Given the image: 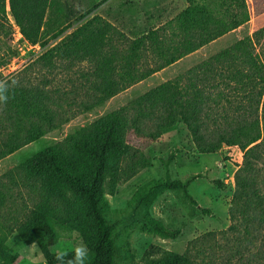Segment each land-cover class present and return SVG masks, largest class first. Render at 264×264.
Here are the masks:
<instances>
[{
  "label": "trees",
  "instance_id": "1",
  "mask_svg": "<svg viewBox=\"0 0 264 264\" xmlns=\"http://www.w3.org/2000/svg\"><path fill=\"white\" fill-rule=\"evenodd\" d=\"M223 2L222 12H215L208 5H191L179 14L173 39L166 40L157 50L164 63L145 74L138 75V51L148 37L132 42L129 53L121 55L110 46L111 25L98 17L65 36L41 59L46 61L56 55L91 63L95 76L94 105L98 106L249 21L245 0ZM52 5L54 0H0V26L7 22L8 9L24 40L35 45L47 21L58 29L57 33L67 25L60 9L49 14ZM184 77V81L182 78L167 81L131 102L130 118L122 110L112 112L76 129L6 174L12 181L19 177L39 197L16 231L24 243H39L45 264H58L49 250L58 242L53 224L79 232L88 248V264H117L116 227L104 216L108 204L102 188L108 178L114 185L120 182L121 164L130 157L126 134L131 129L140 131L146 122L157 125L155 136L162 129L185 125L203 154H214L223 146L238 147L243 157L234 175L232 203L247 234L250 228L264 231V28L195 65ZM220 83L233 94L214 92L220 89ZM4 85L0 90L7 97L2 104L7 108L9 131L0 140V161L60 126L58 115L50 109L41 90ZM230 99L238 102L235 108L231 106L232 114L223 118L225 126L210 129L209 121H218L211 115L214 106L222 101L232 104ZM215 184L224 188L219 181ZM150 185L157 187L156 192L181 191L191 204L197 205L186 191L187 182L166 177ZM147 229L162 238L177 235L152 219H148ZM5 258L14 264L0 226V260ZM152 264L191 263L183 255L171 254Z\"/></svg>",
  "mask_w": 264,
  "mask_h": 264
},
{
  "label": "rangeland",
  "instance_id": "2",
  "mask_svg": "<svg viewBox=\"0 0 264 264\" xmlns=\"http://www.w3.org/2000/svg\"><path fill=\"white\" fill-rule=\"evenodd\" d=\"M245 3L249 14L246 24L155 71L98 106L94 105L92 64L56 55L42 60L47 50L98 17L111 25L113 33L109 43L121 55L129 53L132 42L148 37L138 51V75L145 74L164 63L157 50L166 40L173 39L179 14L191 5H208L215 12H222L223 0H54L49 14L60 9L67 25L57 33L58 29L47 21L36 48L20 40L19 28L7 9V22L0 26V86L41 90L60 123L57 130L0 161V226L8 256L13 258L14 264H45V258L37 241L26 244L16 231L39 197L25 187L19 177L15 176L12 181L6 174L41 150L61 142L76 129L112 112L122 110L130 118L133 111L129 108L135 99L167 81L177 78L184 81L186 73L195 65L264 28V0H245ZM24 45L20 50L19 46ZM14 58L17 65L22 62L23 66L6 75V68ZM214 92L233 94L221 83L220 89ZM230 102L232 104L222 101L214 106L211 115L218 121H209L210 129L225 126L223 118H227V113L232 114L231 106L238 101ZM6 112V106L0 102V140L9 131ZM157 130L156 124L146 122L140 131H128L125 140L130 157L121 164V180L114 185L106 178L102 188L108 204L104 216L116 227L117 264H152L171 254L183 255L191 264H264V231L250 228L247 234L232 203L234 175L242 164V151L238 147L223 146L214 154H203L196 148L185 125L162 129L155 136ZM166 177L187 182L186 191L197 205L191 204L181 191L156 192L157 187L150 185ZM216 181L224 188H219ZM148 219L160 222L172 233L177 232L176 237L162 238L153 233L147 229ZM53 229L58 242L49 249L51 253L71 252L83 243L76 230L57 224H53ZM33 244L35 247L29 248ZM9 263L10 258L0 260V264Z\"/></svg>",
  "mask_w": 264,
  "mask_h": 264
},
{
  "label": "clouds",
  "instance_id": "3",
  "mask_svg": "<svg viewBox=\"0 0 264 264\" xmlns=\"http://www.w3.org/2000/svg\"><path fill=\"white\" fill-rule=\"evenodd\" d=\"M7 97L2 94L0 90V102H6ZM33 244L29 248H34ZM55 260L58 264H88V248L83 243L77 245L71 252L65 250H56L54 253Z\"/></svg>",
  "mask_w": 264,
  "mask_h": 264
},
{
  "label": "built area",
  "instance_id": "4",
  "mask_svg": "<svg viewBox=\"0 0 264 264\" xmlns=\"http://www.w3.org/2000/svg\"><path fill=\"white\" fill-rule=\"evenodd\" d=\"M17 35L19 36L20 40H24L22 34L20 33V30H17ZM19 48H20V50H23L25 48V45H24V47L23 46L22 47L19 46ZM30 48H32V46ZM34 48H36V45L34 46ZM22 66H23V63L21 62L20 64L17 65L16 64V59L14 58V60H12L11 63L6 68V72H7L6 75H11V74L17 72Z\"/></svg>",
  "mask_w": 264,
  "mask_h": 264
}]
</instances>
